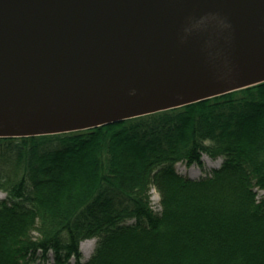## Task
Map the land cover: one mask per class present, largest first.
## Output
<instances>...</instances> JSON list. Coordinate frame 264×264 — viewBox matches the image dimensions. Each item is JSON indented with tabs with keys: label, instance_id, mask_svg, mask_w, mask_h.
<instances>
[{
	"label": "trees",
	"instance_id": "16d2710c",
	"mask_svg": "<svg viewBox=\"0 0 264 264\" xmlns=\"http://www.w3.org/2000/svg\"><path fill=\"white\" fill-rule=\"evenodd\" d=\"M1 170L21 176L0 177V264H264V82L93 129L0 138ZM85 239L95 243L82 261Z\"/></svg>",
	"mask_w": 264,
	"mask_h": 264
},
{
	"label": "water",
	"instance_id": "95a60500",
	"mask_svg": "<svg viewBox=\"0 0 264 264\" xmlns=\"http://www.w3.org/2000/svg\"><path fill=\"white\" fill-rule=\"evenodd\" d=\"M264 82V0H0V138L93 129Z\"/></svg>",
	"mask_w": 264,
	"mask_h": 264
},
{
	"label": "rangeland",
	"instance_id": "374dc122",
	"mask_svg": "<svg viewBox=\"0 0 264 264\" xmlns=\"http://www.w3.org/2000/svg\"><path fill=\"white\" fill-rule=\"evenodd\" d=\"M129 159H130L129 156L125 155L122 159L121 166H124L126 164V162H128ZM206 160L209 162L210 166H217L220 162V159H208L206 157H203L202 162H203L204 167L206 166ZM175 169L178 172H180L182 174L189 175L193 178H197L202 173L201 167H198L197 165L187 166L182 162L176 163ZM20 176H21L20 173L12 171V170H1L0 171V177L9 178L13 181L18 180L20 178ZM262 194H263V191H258L257 192V198H260L262 196ZM149 197H150V205H151L152 209L154 211H158L160 209V206H159V201H158V195L155 192V190L151 189L149 191ZM3 198H5V195L3 193H0V200ZM94 243H95V239H93V240L88 239V240H84V242H83V245L85 246V248L83 250H81L80 247L78 246V250L80 251V253L82 255V261H85L89 257V255L91 254L92 249L94 247ZM80 245H82V244L80 243Z\"/></svg>",
	"mask_w": 264,
	"mask_h": 264
},
{
	"label": "bare ground",
	"instance_id": "6f19581e",
	"mask_svg": "<svg viewBox=\"0 0 264 264\" xmlns=\"http://www.w3.org/2000/svg\"><path fill=\"white\" fill-rule=\"evenodd\" d=\"M206 164L209 165V162L207 160H206ZM83 242L84 241L81 242L82 245L79 244V247H80L81 250H83L85 248V246L83 245Z\"/></svg>",
	"mask_w": 264,
	"mask_h": 264
}]
</instances>
